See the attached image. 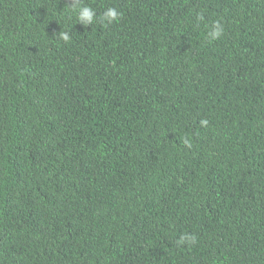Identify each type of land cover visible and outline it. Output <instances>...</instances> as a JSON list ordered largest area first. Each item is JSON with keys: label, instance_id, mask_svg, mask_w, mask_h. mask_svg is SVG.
Instances as JSON below:
<instances>
[{"label": "trees", "instance_id": "1", "mask_svg": "<svg viewBox=\"0 0 264 264\" xmlns=\"http://www.w3.org/2000/svg\"><path fill=\"white\" fill-rule=\"evenodd\" d=\"M75 2L0 0V264H264V0Z\"/></svg>", "mask_w": 264, "mask_h": 264}, {"label": "clouds", "instance_id": "2", "mask_svg": "<svg viewBox=\"0 0 264 264\" xmlns=\"http://www.w3.org/2000/svg\"><path fill=\"white\" fill-rule=\"evenodd\" d=\"M70 12H75L77 16V20L79 24H82L84 26H91L94 23L97 22V13L95 10L89 6H83L79 3V0H76V2L70 6L69 8ZM121 19V13L113 7H109L105 10L102 17H100V20L107 25H111L115 22H118ZM204 17L202 14L199 15V20H203ZM208 31L206 35V39L209 43L215 42L220 40L224 35V26L222 21H216L213 24L207 26ZM60 38L64 41H69L70 36L66 32H62L60 34ZM201 125L204 127H207L208 121L202 120ZM185 145L191 146L188 139L184 140ZM197 242V237L195 234L184 232L181 234L179 239L177 240L178 245H193Z\"/></svg>", "mask_w": 264, "mask_h": 264}]
</instances>
